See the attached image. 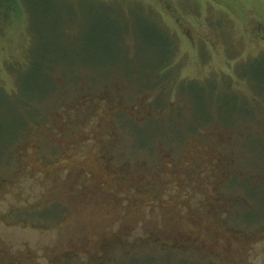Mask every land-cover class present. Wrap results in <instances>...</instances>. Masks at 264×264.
<instances>
[{
  "label": "rangeland",
  "instance_id": "obj_1",
  "mask_svg": "<svg viewBox=\"0 0 264 264\" xmlns=\"http://www.w3.org/2000/svg\"><path fill=\"white\" fill-rule=\"evenodd\" d=\"M27 1L0 25V264H264V0Z\"/></svg>",
  "mask_w": 264,
  "mask_h": 264
},
{
  "label": "trees",
  "instance_id": "obj_2",
  "mask_svg": "<svg viewBox=\"0 0 264 264\" xmlns=\"http://www.w3.org/2000/svg\"><path fill=\"white\" fill-rule=\"evenodd\" d=\"M41 3H45L46 2V0H39ZM27 0H0V25L1 24H4V23H7L8 22V20L10 19V17H9V15L13 12V13H19V12H22V8H21V3H23V5H26L27 4ZM42 7H44V5H41ZM46 8V7H45ZM152 11V10H151ZM153 12V11H152ZM154 13V12H153ZM155 14V13H154ZM7 19V20H6ZM166 32H167V34L169 33L168 31H167V29H166ZM170 34V33H169ZM171 35V34H170ZM171 38H172V35L170 36ZM168 38H169V35H168ZM170 39V38H169ZM171 54V53H170ZM172 55H170V60H169V62L166 64V66L164 67V68H167V66H169V65H171V63L173 62L172 61ZM161 70V69H160ZM159 70V71H160ZM159 71L157 72V73H153L152 75H154L153 76V83H156V79L157 80H160L161 79V76H158V73H159ZM151 78V77H150ZM56 80V79H55ZM57 82V87H58V81H56ZM150 83V82H149ZM154 84H151L150 86H153ZM55 88V87H54ZM145 88H147V86H145ZM148 88H149V86H148ZM54 91V90H53ZM45 98L46 97H43V98H41V99H39L38 101H39V103H43V101H45ZM153 104H155V106L157 107L158 105H159V97H158V99L156 100V101H154V103ZM23 107L27 110V111H29V112H31V111H34L35 112V108L34 107H36L35 106V104L34 105H32L31 104V101L30 100H26V101H24L23 102ZM32 116L33 115H31L30 116V120H28L27 121V123H26V128H27V126L29 125V124H31L32 123V121L34 120V119H32ZM133 123V122H132ZM134 124V123H133ZM202 127V126H201ZM25 128V129H26ZM199 128V127H198ZM197 128V129H198ZM25 133V134H24ZM28 133V129L27 130H24L20 135H19V137L14 141V142H16L18 139H20V138H23L26 134ZM14 142H12L11 144H10V146L14 143ZM10 155H11V151H10V154H8L7 156H6V159L7 160H9L10 159ZM3 158H5V157H3ZM3 158H0V160H2ZM236 176V175H235ZM260 219H257V220H252V221H250V222H252L253 223V221L254 222H256V221H259Z\"/></svg>",
  "mask_w": 264,
  "mask_h": 264
}]
</instances>
